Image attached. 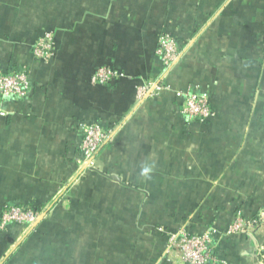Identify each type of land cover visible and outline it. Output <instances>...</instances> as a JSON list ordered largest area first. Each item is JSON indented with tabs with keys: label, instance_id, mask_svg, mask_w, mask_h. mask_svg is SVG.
Listing matches in <instances>:
<instances>
[{
	"label": "crops",
	"instance_id": "crops-1",
	"mask_svg": "<svg viewBox=\"0 0 264 264\" xmlns=\"http://www.w3.org/2000/svg\"><path fill=\"white\" fill-rule=\"evenodd\" d=\"M47 30L46 62L31 48ZM162 30L186 50L170 88L140 98L162 70ZM105 61L124 74L112 86L91 81ZM16 66L34 89L0 112V205L46 214L0 226V264H175L167 233L264 218V0H0V72ZM191 84L209 93V120L183 116L176 90ZM96 120L123 125L79 173L80 124ZM262 245L264 228L217 254L262 264Z\"/></svg>",
	"mask_w": 264,
	"mask_h": 264
},
{
	"label": "built area",
	"instance_id": "built-area-1",
	"mask_svg": "<svg viewBox=\"0 0 264 264\" xmlns=\"http://www.w3.org/2000/svg\"><path fill=\"white\" fill-rule=\"evenodd\" d=\"M55 34L52 30L45 31L32 46L33 56L43 61H49L55 49ZM186 47L183 40H177L166 31L158 34L156 54L162 62V70L155 82H149L140 87L139 97L154 95L159 91L170 88L164 81L176 63L183 57ZM121 70L111 63L97 66L91 77L95 84L109 85L112 81L123 77ZM31 90L29 70L25 66L19 69L0 72V112L9 99L18 100L27 96ZM177 96L183 99L182 112L190 119L206 121L214 115L209 93L200 89L199 85L191 84L185 90H176ZM123 122L115 127H106L98 121L83 122L80 127L83 138L80 144L81 157L78 158V171L83 173L94 164L95 158L102 147L109 143L121 130ZM39 214L30 206L5 205L1 211L2 226L17 222L34 226ZM264 228L262 214L258 217L246 218L238 214L226 231L221 232L215 226L197 233L184 228L168 233L164 257L175 264H226L215 251L216 245L224 235L247 233L253 234ZM264 262V246L259 249Z\"/></svg>",
	"mask_w": 264,
	"mask_h": 264
},
{
	"label": "trees",
	"instance_id": "trees-1",
	"mask_svg": "<svg viewBox=\"0 0 264 264\" xmlns=\"http://www.w3.org/2000/svg\"><path fill=\"white\" fill-rule=\"evenodd\" d=\"M168 31V30H167ZM171 34H173L171 31H169ZM174 36H175V38H177V40H186V38H184V37H182V36H180V35H175V34H173ZM154 40H157L156 38L154 39ZM31 55H32V57H34L33 56V53H32V48H31ZM184 56V55H183ZM159 58V57H158ZM159 60H160V58H159ZM106 62H108V61H105L104 63H106ZM179 62V61H178ZM108 63H111L114 67H116L117 68V66L113 63V62H111V61H109ZM160 63H161V65H162V62H161V60H160ZM101 64H103V63H101ZM177 64V63H176ZM176 66V65H175ZM174 66V67H175ZM21 67H23V66H16L15 68H12V69H9V70H7V71H10V70H13V69H19V68H21ZM174 67H173V69H174ZM173 69L171 70V72L169 73V75H168V77L165 79V83L166 84H169L170 85V82H169V76H170V74L172 73V71H173ZM93 73H94V71H93ZM93 73H92V75H93ZM92 77V76H91ZM120 79V78H119ZM119 79H116V80H114V81H112L109 85H103V86H112L113 84H114V82L115 81H118ZM30 81H31V90L29 91V93L27 94V96H25L24 98H21V99H18V100H14V99H9V100H7L5 103H7V102H14V101H23V100H25V99H27L29 96H30V94L32 93V91H33V89H34V86H33V83H32V80L30 79ZM100 85V84H99ZM171 86V85H170ZM4 103V104H5ZM183 116L185 117V119L187 118V116L186 115H184L183 114ZM210 119V118H209ZM208 119V120H209ZM96 121H98V122H100L101 124H103V125H105L106 127H108V126H110V127H115L117 124H119L120 122V120L119 121H117L116 123H109V122H107V121H103V120H96ZM197 121H200V120H197ZM200 122H204V121H200ZM80 130H81V133H80V140H79V144H78V146H77V164H78V167H79V163H78V158H80L81 157V150H80V144H81V141H82V138H83V131H82V129H81V127H80ZM6 205V204H5ZM9 205H21L20 203H10ZM3 206L4 205H0V217H1V210H2V208H3ZM25 206H30V207H32V208H34L35 210H38V209H41V208H43L44 206H45V204H25ZM7 225H9V226H19V227H21V228H26L27 227V225L26 224H20V223H17V222H10V223H8ZM168 234V233H167ZM245 235H248L247 233H244ZM231 236H234V234H229V235H224L222 238H220V240L219 241H221V239H223L224 237H226V238H230ZM167 237V239H168V236H166ZM167 241V240H166ZM215 251H216V253H218V248H217V245H216V249H215Z\"/></svg>",
	"mask_w": 264,
	"mask_h": 264
},
{
	"label": "rangeland",
	"instance_id": "rangeland-1",
	"mask_svg": "<svg viewBox=\"0 0 264 264\" xmlns=\"http://www.w3.org/2000/svg\"><path fill=\"white\" fill-rule=\"evenodd\" d=\"M53 31V30H52ZM162 31H166V32H168V33H170L169 31H167V30H162ZM162 31H160V32H162ZM54 32V31H53ZM160 32H158V34L160 33ZM54 34H55V32H54ZM158 34L156 35V39L158 38ZM171 34V33H170ZM171 35H173V34H171ZM55 40H56V35H55ZM187 40V39H186ZM55 46H56V44H55ZM95 162V161H94ZM80 175V174H79ZM6 205H9V204H6ZM5 206V205H4ZM3 206V207H4ZM3 209V208H2ZM34 209V208H33ZM35 210V209H34ZM2 211V210H1ZM38 214H39V216L40 215H44V214H46V212H45V210L43 209V208H41V209H38V210H35ZM38 216V217H39ZM7 225V224H6ZM0 226H2L1 225V223H0ZM5 226V225H4ZM31 227H33V225L32 226H27L26 228H31ZM263 246V245H262ZM261 248V247H260ZM259 252L260 251H258V254H259ZM259 260H260V262L262 263V264H264V262H263V260H262V258H261V254H259Z\"/></svg>",
	"mask_w": 264,
	"mask_h": 264
},
{
	"label": "clouds",
	"instance_id": "clouds-1",
	"mask_svg": "<svg viewBox=\"0 0 264 264\" xmlns=\"http://www.w3.org/2000/svg\"><path fill=\"white\" fill-rule=\"evenodd\" d=\"M145 171H147V170H145Z\"/></svg>",
	"mask_w": 264,
	"mask_h": 264
}]
</instances>
